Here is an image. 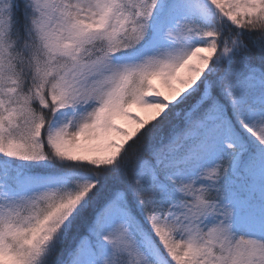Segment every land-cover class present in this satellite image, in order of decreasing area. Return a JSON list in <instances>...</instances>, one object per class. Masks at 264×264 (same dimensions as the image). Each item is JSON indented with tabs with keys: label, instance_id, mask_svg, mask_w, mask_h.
<instances>
[{
	"label": "snow or ice",
	"instance_id": "obj_1",
	"mask_svg": "<svg viewBox=\"0 0 264 264\" xmlns=\"http://www.w3.org/2000/svg\"><path fill=\"white\" fill-rule=\"evenodd\" d=\"M0 264H264V0H0Z\"/></svg>",
	"mask_w": 264,
	"mask_h": 264
},
{
	"label": "rangeland",
	"instance_id": "obj_2",
	"mask_svg": "<svg viewBox=\"0 0 264 264\" xmlns=\"http://www.w3.org/2000/svg\"><path fill=\"white\" fill-rule=\"evenodd\" d=\"M135 114L138 115V116H142L143 117V116H147L148 112H147V110H142V109L136 108Z\"/></svg>",
	"mask_w": 264,
	"mask_h": 264
},
{
	"label": "trees",
	"instance_id": "obj_3",
	"mask_svg": "<svg viewBox=\"0 0 264 264\" xmlns=\"http://www.w3.org/2000/svg\"><path fill=\"white\" fill-rule=\"evenodd\" d=\"M153 83H156L157 84V86H159V83H158V81H153ZM131 111H133L134 113H135V111H136V108L135 107H133L132 109H131ZM141 114V113H140ZM118 123H123L122 121H118ZM125 126H130V125H125Z\"/></svg>",
	"mask_w": 264,
	"mask_h": 264
}]
</instances>
